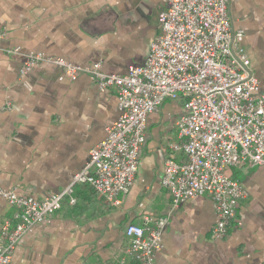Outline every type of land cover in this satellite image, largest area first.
I'll use <instances>...</instances> for the list:
<instances>
[{
  "label": "crops",
  "instance_id": "0c3cea01",
  "mask_svg": "<svg viewBox=\"0 0 264 264\" xmlns=\"http://www.w3.org/2000/svg\"><path fill=\"white\" fill-rule=\"evenodd\" d=\"M166 7L167 0H0V191L35 198L61 192L119 114L113 89L101 92L89 75L70 80L47 64L21 75L23 56L100 63L105 73L125 75L144 63ZM228 11L264 92V0H230ZM14 48L20 54L7 55ZM183 112L181 100L166 101L148 116L133 185L118 205L76 186V204L64 200L32 226L11 264H111L123 256L126 226L144 214H169L156 264H264V169L231 170L247 195L239 225L222 240L210 239L216 216L209 199L172 210L161 171ZM12 213L0 197V223Z\"/></svg>",
  "mask_w": 264,
  "mask_h": 264
},
{
  "label": "built area",
  "instance_id": "2783aa9c",
  "mask_svg": "<svg viewBox=\"0 0 264 264\" xmlns=\"http://www.w3.org/2000/svg\"><path fill=\"white\" fill-rule=\"evenodd\" d=\"M229 2L167 0L147 58L125 75L105 73L100 63L79 66L42 53L23 56L21 75L47 64L70 80L89 75L101 92L113 89L119 114L86 166L61 192L35 198L17 188L0 191L13 209L0 223V264H11L22 236L58 212L64 200L76 204V186L86 185L118 205L133 185L147 118L166 101L181 100L184 111L161 171L172 210L195 198L209 199L216 216L211 240L224 239L239 225L236 212L247 193L231 170L264 169V92L241 45L243 31L233 27ZM6 53L20 54L17 48ZM168 219L169 214H144L139 225L126 226L123 256L111 264H156Z\"/></svg>",
  "mask_w": 264,
  "mask_h": 264
}]
</instances>
